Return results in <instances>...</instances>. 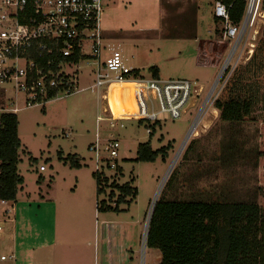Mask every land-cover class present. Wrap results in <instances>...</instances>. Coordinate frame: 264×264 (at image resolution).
Returning <instances> with one entry per match:
<instances>
[{
    "label": "rangeland",
    "instance_id": "1",
    "mask_svg": "<svg viewBox=\"0 0 264 264\" xmlns=\"http://www.w3.org/2000/svg\"><path fill=\"white\" fill-rule=\"evenodd\" d=\"M214 1L101 0V62L117 65L119 72L128 75L195 82L202 92L189 100L180 118L172 120L167 113L160 114L159 127L152 130V135L146 133V122L129 119L118 122L115 129L103 119L97 130V117L107 118L109 114L103 113L106 102L89 89L20 109L15 115L21 182L16 201H11L9 219H15L16 205L28 203L31 213L50 192L56 198H68L69 203L88 215L105 213L98 209V202L104 200L115 209L107 210L105 215L135 225V251L140 263L142 236L152 201L255 202L264 213V18L236 43L231 62L223 70L231 44L222 40L220 24L214 21ZM91 53L86 40L84 54L88 57L76 66L77 88L93 83L96 67ZM218 74L220 82L213 101L205 106L194 133L185 138ZM240 85L243 89L236 91ZM249 86L256 92L257 102L250 107H231L230 96L239 94L246 100ZM6 91L14 95L10 86ZM116 95L121 101V95ZM6 101L1 98L0 107ZM17 103L22 106V95L17 96ZM117 111L123 112L124 108L118 107ZM96 132L101 147L110 136L120 144L117 167L103 169L108 182L102 183L103 192L99 194L92 174L94 152L88 149ZM230 138L236 142L235 156L232 161H223L222 147ZM146 142L157 153L154 160L136 161L139 144ZM68 155L80 159L79 169L59 159ZM40 165L45 166L44 172L39 171ZM112 183H128L136 188L135 198L131 201L126 197L115 208L119 192L111 187ZM112 190L114 196L109 198ZM5 209L0 206V213ZM0 226L3 232L11 226L1 214ZM85 227L89 230L88 224ZM6 243L1 236L0 255L7 257ZM159 257L158 251L145 248L144 264H156Z\"/></svg>",
    "mask_w": 264,
    "mask_h": 264
},
{
    "label": "built area",
    "instance_id": "2",
    "mask_svg": "<svg viewBox=\"0 0 264 264\" xmlns=\"http://www.w3.org/2000/svg\"><path fill=\"white\" fill-rule=\"evenodd\" d=\"M234 1L225 3L215 0L213 4V17L220 24L222 40L231 44L222 66L223 70L231 62L236 43L264 18L262 0H238L244 3L243 13L238 22H232L230 11ZM101 11V0H0V97L7 100V104L0 107V113L15 114L22 108L44 104L89 89L97 94V99L106 102L107 107L103 113L109 114L107 118L97 117V130L103 119L111 129H115L122 120L143 121L149 125L159 124L160 114L167 113L172 120L180 118L189 100L197 98L202 88L187 80L128 75L119 72L117 65L101 62ZM86 40L90 42V58L95 61L94 80L88 86L77 88L76 66L88 57L84 54ZM75 55H78V60H71ZM218 77L219 74L204 97L185 138L194 133L205 106L213 101L220 82ZM117 84L130 87L128 90L122 88L121 98L131 96L134 107L132 112L116 115L111 110V89ZM7 86L11 87L10 92H14V95L7 93ZM18 95L23 97L21 107L17 103ZM120 127L123 125L120 124ZM146 133H151L149 127L146 128ZM119 147L118 140L113 136L101 147L96 132L94 143L88 146L89 151L94 152V172L103 173L104 168H116ZM45 170L44 165L39 166V171ZM154 203L155 201L151 202L146 216L143 246L146 245L148 223ZM0 206L6 208L0 214L8 220L12 215L11 201L1 199ZM2 231L0 226V236Z\"/></svg>",
    "mask_w": 264,
    "mask_h": 264
},
{
    "label": "trees",
    "instance_id": "3",
    "mask_svg": "<svg viewBox=\"0 0 264 264\" xmlns=\"http://www.w3.org/2000/svg\"><path fill=\"white\" fill-rule=\"evenodd\" d=\"M230 3L233 0H222ZM244 9L242 1L235 0L230 19L236 23ZM264 11V0L261 2ZM214 18V17H213ZM216 22L217 19L214 18ZM264 37V26L262 29ZM78 55L71 58L78 60ZM86 58V57H85ZM237 86V85H236ZM243 89L241 85L236 89ZM248 98L239 94L229 98L233 108L250 107L257 102L256 92L249 86ZM139 123L143 121H138ZM152 135L158 123L147 124ZM153 130V131H152ZM230 138L223 145V161H232L237 146ZM18 121L13 113H0V200L16 201L21 179L19 162ZM164 152L165 150H161ZM136 161H152L156 152L149 142L139 144ZM70 168L79 169L80 159L75 155L59 156ZM98 194L103 192L102 183H107L103 173L93 172ZM119 192L115 208L126 197L130 200L137 194L128 183L111 184ZM114 196V191L109 193ZM132 201V200H131ZM99 211L115 210L102 200ZM146 246L160 252L159 264H264V213L255 202L203 201V200H159L155 202L149 222Z\"/></svg>",
    "mask_w": 264,
    "mask_h": 264
},
{
    "label": "crops",
    "instance_id": "4",
    "mask_svg": "<svg viewBox=\"0 0 264 264\" xmlns=\"http://www.w3.org/2000/svg\"><path fill=\"white\" fill-rule=\"evenodd\" d=\"M35 208L30 213L28 203L22 202L14 208L15 219H8L10 230L1 234L8 256L0 255V264H144L148 247L141 244L139 263L133 222L129 225L110 219L106 211L84 214L68 198H56L51 192ZM160 260L161 255L156 264Z\"/></svg>",
    "mask_w": 264,
    "mask_h": 264
},
{
    "label": "bare ground",
    "instance_id": "5",
    "mask_svg": "<svg viewBox=\"0 0 264 264\" xmlns=\"http://www.w3.org/2000/svg\"><path fill=\"white\" fill-rule=\"evenodd\" d=\"M123 87H125L127 90L130 88L129 86H125V85L122 86V85L117 84V85H113L112 89H111L110 100H111L112 108L115 111L116 115L122 114L124 112H132L134 109L133 104L131 102V96L130 95L128 97H126L127 99L126 98H123V99L120 98V100L123 102L117 101V98H116L117 95L116 94L119 93V97H120V95L122 96L121 91H122ZM115 102H116V104H115ZM118 107L124 108V111L118 112L117 111ZM178 156H179V154L177 155V157Z\"/></svg>",
    "mask_w": 264,
    "mask_h": 264
}]
</instances>
